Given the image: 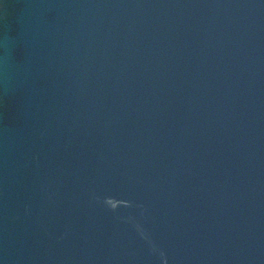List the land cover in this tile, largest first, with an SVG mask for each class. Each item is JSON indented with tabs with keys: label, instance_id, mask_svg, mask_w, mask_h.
<instances>
[{
	"label": "water",
	"instance_id": "95a60500",
	"mask_svg": "<svg viewBox=\"0 0 264 264\" xmlns=\"http://www.w3.org/2000/svg\"><path fill=\"white\" fill-rule=\"evenodd\" d=\"M4 38L0 264H264V0H0Z\"/></svg>",
	"mask_w": 264,
	"mask_h": 264
},
{
	"label": "clouds",
	"instance_id": "9594fccd",
	"mask_svg": "<svg viewBox=\"0 0 264 264\" xmlns=\"http://www.w3.org/2000/svg\"><path fill=\"white\" fill-rule=\"evenodd\" d=\"M10 48H11V44L7 38L0 40V49H3V52H4V56L0 57V63L6 64L7 58L10 54Z\"/></svg>",
	"mask_w": 264,
	"mask_h": 264
}]
</instances>
